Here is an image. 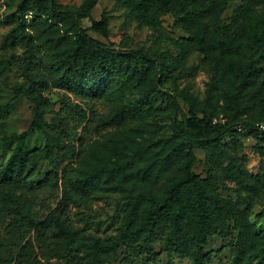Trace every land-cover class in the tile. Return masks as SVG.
Returning <instances> with one entry per match:
<instances>
[{"label":"trees","instance_id":"1","mask_svg":"<svg viewBox=\"0 0 264 264\" xmlns=\"http://www.w3.org/2000/svg\"><path fill=\"white\" fill-rule=\"evenodd\" d=\"M97 2L85 0L80 9H73L57 0H25L24 10L31 11L32 18L19 19L11 34L12 41H22L25 47L20 70L29 83L16 87L15 93L25 95L34 108L29 127L7 139L10 155L0 176L28 182L44 163L45 175L60 182L62 197L47 216L26 219L28 238L15 234L13 243L5 245L7 256L13 257L15 245L23 264H109L119 257L124 264H136L147 253L158 257L154 247L160 244L162 252L170 255L177 251L190 264H215L217 252H205L204 245L217 234L231 238V264H264V229L254 228L241 196L242 190L253 187L257 175L248 170L238 152L243 145L240 134H249L257 139L255 148L264 155L260 146L264 131L255 127L264 122V81L258 82L263 73L264 12L245 32L244 64L237 57L242 51L241 36L229 35L220 24L203 26L201 0H130L140 19L155 25L164 13H170L173 26L187 34L184 43L195 46L207 59L228 60L222 68L226 78L216 77L207 99L201 101L190 92L162 89L161 63L143 50L113 48L92 36L84 26L86 18L92 21L90 29L108 35V17L92 18ZM232 57L239 61L230 64ZM134 61L142 64L139 67ZM145 63L156 69L153 86H142L141 102L108 111L97 108L96 95L86 90L90 78L115 71L122 76L135 75L143 82L147 77ZM228 69L231 74H227ZM217 80L228 85L221 86ZM49 84L66 90L59 97L57 121L52 123L44 117L54 106L45 94ZM158 93L173 111L171 134L159 135L145 147L133 139L125 145L128 152L107 145L122 158L114 165L94 171L75 165L77 150L96 137L126 126L135 117L151 116L157 109L154 102ZM71 94L79 99L72 100ZM179 95L186 101L187 110L180 104ZM215 118L225 122H214ZM140 126L135 129L143 131ZM36 132L43 134L42 145L32 147ZM228 137L231 142H227ZM195 146L205 152L206 176L193 171ZM117 177L123 183L137 181L142 186L131 190L124 201L115 238H95L80 252L76 248L79 228L74 195H88L99 186L109 188ZM226 182L234 185L235 199L222 193ZM31 185L37 187L39 182L31 180ZM155 187L159 192L153 190ZM263 215L264 211L258 217Z\"/></svg>","mask_w":264,"mask_h":264},{"label":"rangeland","instance_id":"2","mask_svg":"<svg viewBox=\"0 0 264 264\" xmlns=\"http://www.w3.org/2000/svg\"><path fill=\"white\" fill-rule=\"evenodd\" d=\"M58 3L80 9L85 0H57ZM204 9L201 17L203 26L214 23L223 25L229 35L239 34L242 51L239 54L240 62L246 64L247 43L243 41L245 32L250 22L264 12V0H201ZM25 0H0V173L3 165L10 155V146L7 144L9 137L15 136L23 129L29 127L32 121V103L25 95H16L15 88L28 86L29 83L21 74V64L25 61V47L22 41H12L11 34L19 19L32 18L31 11H25ZM242 5H244L242 7ZM242 8V9H241ZM108 17V35L90 29L91 19L84 20V26L89 28V33L95 38L113 48L143 50L149 57L161 63L158 72L161 75V88L170 92L192 93L201 101L207 99L209 88L216 77L222 76V68L228 63L223 59L210 60L193 45L184 43L187 37L181 29L173 26L174 18L170 13L161 16L159 24H149L140 19L133 10L130 0H98L91 15L94 20H100L103 15ZM264 46V41H263ZM237 57L229 59V63L239 61ZM140 67V61H134ZM230 67V66H229ZM262 77L258 82L264 81V61ZM147 77L143 82H138L135 75H119L115 71H103L98 77L90 78L86 90L91 91L97 99V108L108 111L124 104H133L142 101V86L152 87L156 68H149ZM227 74H231L228 69ZM221 86H226V81H219ZM66 92L63 88L48 85L45 94L54 102L52 109L44 115L47 122L57 121L56 111L60 108L59 97ZM216 95L215 98H217ZM72 100L79 99L71 94ZM180 104L187 110L186 101L179 95ZM156 111L148 117H135L124 127L113 129L93 139L86 147L77 150L75 165L81 169L94 171L104 165L120 163L122 158L106 147L117 145V149L128 152L126 143L134 139L139 147L147 146L159 135L172 133L173 111L165 97L157 94L154 102ZM221 116H224L221 114ZM226 117V116H225ZM136 125H141L143 131H137ZM112 137L117 140L114 142ZM243 145L238 152L246 161L250 172L257 175V180L249 190H242L243 205L257 230L264 229V155L256 148L257 139L249 134H240ZM43 134L35 133L31 141L32 147L41 146ZM227 142L231 139L226 138ZM264 148V142L261 143ZM197 160L193 171L201 176H206V155L203 149L195 146ZM139 155V154H138ZM138 155H135V157ZM89 159L90 163L86 160ZM44 163L36 173L28 178V182H14L2 179L0 176V264H23L20 252L13 245V257L7 256L6 244H12L13 239L19 234L21 239L29 236V227L26 223L28 217L43 218L57 205L62 197L60 182L54 177L46 176ZM41 169V170H40ZM36 179L39 185H31V180ZM110 187L99 186L88 195H74L73 208L78 212L77 226L79 238L76 248L83 252L95 238L112 240L115 238L123 217V204L132 191L140 189L142 184L135 182L123 183L117 177ZM225 186V187H224ZM221 190L225 196L235 199L234 185L226 182ZM159 192L155 187L153 189ZM16 234V235H15ZM231 238H222L213 234L204 245V251L217 252L215 264H231L230 252ZM158 257L145 254L136 260V264H190V260L178 253L162 252V246L154 247ZM109 264H124L122 257L112 260Z\"/></svg>","mask_w":264,"mask_h":264},{"label":"built area","instance_id":"3","mask_svg":"<svg viewBox=\"0 0 264 264\" xmlns=\"http://www.w3.org/2000/svg\"><path fill=\"white\" fill-rule=\"evenodd\" d=\"M218 121L225 122V119H223V118L222 119H217V118L214 119V122H218ZM255 127L260 131H264V122L256 123Z\"/></svg>","mask_w":264,"mask_h":264}]
</instances>
